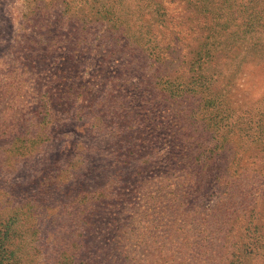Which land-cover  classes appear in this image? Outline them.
<instances>
[{
	"label": "rangeland",
	"instance_id": "rangeland-1",
	"mask_svg": "<svg viewBox=\"0 0 264 264\" xmlns=\"http://www.w3.org/2000/svg\"><path fill=\"white\" fill-rule=\"evenodd\" d=\"M104 10L125 37L142 35L133 58L108 56L123 41L98 21ZM147 19L184 36L163 65L145 49ZM54 36L69 43L53 62L91 88L84 106L114 85L106 114L130 126L122 138L71 99L57 109L67 114H27L29 72L48 77L41 50ZM203 148L209 160H193ZM0 240L4 264H264V0H0Z\"/></svg>",
	"mask_w": 264,
	"mask_h": 264
},
{
	"label": "trees",
	"instance_id": "trees-1",
	"mask_svg": "<svg viewBox=\"0 0 264 264\" xmlns=\"http://www.w3.org/2000/svg\"><path fill=\"white\" fill-rule=\"evenodd\" d=\"M104 9V8H103ZM160 8H157V12H159ZM30 15V14H28ZM108 15H110V12H108L107 10H104L103 14H98V21L100 20H105V18L107 17L106 21L109 22L110 21V25H108L107 27L105 26L104 30L105 31H110L112 34H117L120 38V41H123V44L119 47V51H114V50H110V53L108 54V56H112L113 53L115 52H120V51H128L130 52V54L128 56H126L124 54V56H126L127 58H133L131 56H133V53H136L134 50L130 49L129 47L134 44L137 43L136 41L139 39V36H136L135 34L130 35V39L125 37L126 36V32L128 31V26H123V24L121 22H119L118 20L114 21V24H112L111 19L108 18ZM163 19H165L164 15H161ZM84 16L80 19H78L77 21L81 23V27L83 26V22H85L84 20ZM67 22V21H66ZM66 22H65V27H66ZM142 26H143V35L148 37L149 42L154 43L152 47L149 48H145L148 49L151 52V55L153 57V64H160L163 65L164 62L168 59L169 55H175L176 53L180 52V47L178 46V35L181 36L182 32L177 30L178 26L172 27L171 24H169L168 22L165 23H157V22H153V23H149V19L147 20H143L142 22ZM75 25V23H74ZM74 25L70 26V31L72 29H74ZM59 33H60V29H61V25L58 26L57 28ZM140 30H142V27H140ZM126 39H123V37ZM142 36V35H141ZM184 37V36H181ZM67 38V37H66ZM145 38V37H143ZM150 38L153 39V41H150ZM116 40V38H112L109 41L114 42ZM130 40V43L126 44L124 42H127ZM30 42V40H27V43ZM45 43V42H44ZM43 43V44H44ZM69 42L68 40H65L64 38L62 39H57L55 36L47 39L46 41V45L44 46V48L41 50L43 56H41V62L40 65L43 66L44 63H47L46 66L50 67L49 71H47V78L43 79L40 75L38 74H34V72H36L35 70H31V72H29V76H31L32 79V84H31V96H32V101L30 103V107L27 108V114L30 116H51V114H54L53 112H55V115H63L64 113H69L71 111H69L70 109H72V112L75 114H80L83 113L85 111H90V114L93 117V120L96 121V124L98 127H105V129H107L108 131H110V133H112L109 137L112 138H122L121 136L124 134L123 133V129H127L128 127H130L129 125H125V120L122 119V117L118 118L117 120H114L111 118V116H107L106 113H110V109H111V103L115 101V94L117 93V90L114 88V85H107L104 83V85H100L98 84L99 90L95 91V93L97 94L96 98H94L92 101L89 102V104H85L86 106H84V103H86L84 100L87 97V92L88 90L90 91V89H88V87H84L81 84H77V81H75L77 78L75 77H71L72 73H71V69L72 68H68V66H65V63H61V62H56V64L53 62V59H63V54H64V50H65V45H67ZM38 44V42L33 41L32 43V48H34L36 45ZM78 42L76 41L74 43L73 47L78 46ZM119 46V44H118ZM136 49H140L138 47V44L136 46H134ZM36 53V52H34ZM33 55V54H32ZM178 55V54H177ZM55 56V58H54ZM67 59V58H66ZM177 59V58H176ZM78 59L75 60V62H77ZM73 62V63H75ZM129 62V61H128ZM39 66V65H38ZM153 67V66H152ZM38 68V67H37ZM102 68V67H101ZM126 69V67L124 68ZM40 70V69H39ZM43 70V69H42ZM127 70V69H126ZM154 70H157V68L154 67ZM22 71V70H21ZM96 72V71H95ZM96 79L97 77L100 76V74H96ZM20 76V74H16V77L18 78ZM158 75H156L154 78H157ZM160 81L162 78V75L159 76ZM28 79V78H27ZM71 79H74L73 81H71L70 86L66 87L64 86L62 88L61 91L58 90V85L53 86L56 82H65L68 83ZM78 80H81L78 79ZM61 84V83H59ZM96 86V85H95ZM97 87V86H96ZM116 87V86H115ZM80 90H82L80 92ZM112 93H114V95H112ZM53 97H57L58 99L52 100ZM72 100L74 102V104H72V107L67 111V110H62V111H57V109L61 108L64 105V102L68 101V100ZM112 113V112H111ZM110 113V114H111ZM26 115V116H28ZM101 115V116H99ZM110 117V118H109ZM185 118V121L188 123V126H193L195 123H198L196 121V119L194 118V116H183ZM122 119V120H119ZM127 120H130L129 118ZM128 122V121H126ZM142 123V122H141ZM172 125L174 124V121L170 122ZM139 126V124H138ZM139 128V127H138ZM133 134V133H131ZM134 141H139V138H134ZM132 140V141H133ZM119 141H121V139H119ZM137 145H135L136 147ZM198 146V145H195ZM213 151H209L208 150V154H211ZM205 149L203 148V150L199 153L196 154V156L193 158V160H196L197 162H201V161H207L209 160V156L208 159L205 156ZM133 157L135 158L134 164L136 166H134V172L132 174L133 177H140L141 176V171H144L145 167H147L150 164V157H151V152H147V151H143L141 154H133ZM130 155L127 154L126 157H129ZM202 158V159H201ZM143 166V167H141ZM205 170L209 169L210 166L208 163H206V165L204 164L203 167ZM118 176L116 175L114 177V179H117ZM214 179H218L219 177L216 175H213ZM211 189V190H210ZM209 189V191H212L213 193L219 195L222 193V191L220 189H218V186L216 184H214V186H212ZM189 193V189L184 192V195H188ZM194 196L198 195V190H193ZM106 196H108V198L110 197L109 193L106 194ZM104 196H100L99 200H106L103 199ZM107 198V199H108ZM194 198V197H193ZM94 200H98L97 198H94ZM94 207V206H93ZM89 215V214H87ZM83 225H89L88 223V218H86L85 220L82 221ZM1 250H5L4 249V244L2 242V240H0V264H4V260L7 259H3L2 256V251ZM5 254H7L8 256H11V252L8 251L6 249V252H4ZM5 258H7L5 256ZM234 256L231 255L230 259H233ZM230 263H233V261H230ZM8 264V263H7Z\"/></svg>",
	"mask_w": 264,
	"mask_h": 264
}]
</instances>
